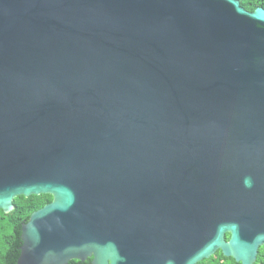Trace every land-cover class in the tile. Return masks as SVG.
Returning a JSON list of instances; mask_svg holds the SVG:
<instances>
[{
  "label": "water",
  "instance_id": "water-1",
  "mask_svg": "<svg viewBox=\"0 0 264 264\" xmlns=\"http://www.w3.org/2000/svg\"><path fill=\"white\" fill-rule=\"evenodd\" d=\"M39 194L16 264H254L264 7L0 0V209Z\"/></svg>",
  "mask_w": 264,
  "mask_h": 264
},
{
  "label": "trees",
  "instance_id": "trees-1",
  "mask_svg": "<svg viewBox=\"0 0 264 264\" xmlns=\"http://www.w3.org/2000/svg\"><path fill=\"white\" fill-rule=\"evenodd\" d=\"M242 7L252 11L258 6L264 7V0H239ZM50 194L18 195L13 199L14 208L5 213L0 209V264H16L20 253L21 227L20 224L27 221L30 214L50 202ZM229 234H226L228 238ZM67 264H92L91 257L84 261L71 259ZM196 264H240L234 258L227 257L217 250L209 258H205ZM254 264H264V245L260 246Z\"/></svg>",
  "mask_w": 264,
  "mask_h": 264
}]
</instances>
